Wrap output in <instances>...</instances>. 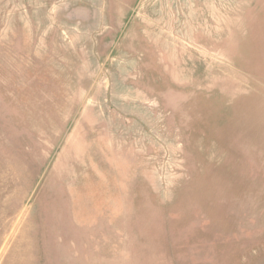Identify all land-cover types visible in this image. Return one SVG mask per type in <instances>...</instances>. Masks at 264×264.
I'll list each match as a JSON object with an SVG mask.
<instances>
[{
  "label": "rangeland",
  "instance_id": "1",
  "mask_svg": "<svg viewBox=\"0 0 264 264\" xmlns=\"http://www.w3.org/2000/svg\"><path fill=\"white\" fill-rule=\"evenodd\" d=\"M0 264H264V0H0Z\"/></svg>",
  "mask_w": 264,
  "mask_h": 264
}]
</instances>
